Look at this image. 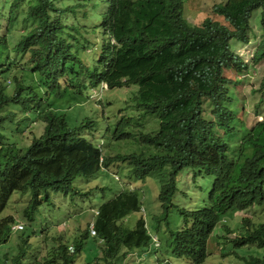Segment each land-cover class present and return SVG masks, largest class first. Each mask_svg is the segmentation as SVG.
Instances as JSON below:
<instances>
[{
  "label": "trees",
  "instance_id": "trees-1",
  "mask_svg": "<svg viewBox=\"0 0 264 264\" xmlns=\"http://www.w3.org/2000/svg\"><path fill=\"white\" fill-rule=\"evenodd\" d=\"M0 2V264H78L83 255L87 264H128L136 257L130 252L148 250L152 234L144 216L132 229L122 223L142 211L135 191L122 190L99 206L95 237L87 227L94 213L80 220L74 235L55 227L14 235L18 220L6 213L12 196H27L19 210L25 231L44 221L43 205L51 204L52 193L83 198L92 189L79 192L78 177L89 180L126 166L136 180H158L156 231L179 210L182 229L169 231L165 243L176 259L204 264L210 237L223 222L226 235L218 237V247L229 250L220 257L264 264V225L241 218L239 231L229 229L236 218L229 216L264 205V75L250 91L261 94L254 107L260 120L248 127L227 107L231 87L240 83L229 77L232 64L247 69L264 61V0L219 2L213 15L196 23L188 21L185 0ZM251 44L247 64L237 48ZM103 83L108 89L137 87L125 115L106 128L112 142L127 140L130 150L113 157L83 132H94L96 111L104 114L101 101L90 99L93 89L102 95ZM73 108L74 127L67 116ZM33 114L43 129L22 147L17 140ZM186 169L210 183L192 205L180 202L190 199L179 189Z\"/></svg>",
  "mask_w": 264,
  "mask_h": 264
},
{
  "label": "rangeland",
  "instance_id": "rangeland-1",
  "mask_svg": "<svg viewBox=\"0 0 264 264\" xmlns=\"http://www.w3.org/2000/svg\"><path fill=\"white\" fill-rule=\"evenodd\" d=\"M186 1V12L191 19L189 22L196 23L200 19H203L209 15H213V9L215 4L219 2H223L225 0H194L193 7L192 2L189 0ZM11 0H8V4ZM5 4V5H6ZM1 5V2H0ZM104 9V7H100L97 10ZM98 12V13H99ZM69 21L73 22L74 20L69 19ZM15 41L10 43V46H14ZM244 49V50H243ZM237 52H243L244 54V62L249 64V61L254 53V46L246 48H237ZM232 64V63H230ZM234 67L233 71H228L229 77L231 79H239L240 83H235L232 88L233 92L230 95L232 101L227 105L238 118L245 122L246 125L252 126L258 119L260 120L262 117L258 113L254 112V107L258 105V99L261 94H252L250 91L255 89L259 86V82L263 78L264 75V61L261 62L259 65H255L250 68H241L238 64H232ZM255 68V71L252 70ZM134 90V92H133ZM137 91L136 86L129 87H122V88H113L108 89L102 92V96L100 99L101 105L103 106V111L106 110V118L103 119L99 117L100 111H96V129L94 132H86V136L89 140L98 141L100 138L105 137L107 133V126L113 125L116 122V117L120 118L122 115H125L122 112V109L128 105H131L134 93ZM264 104L261 105V107ZM88 109V108H87ZM209 111L212 113L211 106L208 108ZM264 106L262 107V110ZM78 110L76 108L68 109L67 116L69 118L70 126L74 127L76 125V121L74 116ZM94 111H91V113ZM79 117V116H78ZM152 120V119H151ZM34 114L32 115L31 122H29V127L24 128V136L17 140L18 145L25 146L30 143L33 134H40L42 132V125L38 122H34ZM153 121V120H152ZM156 124V128L158 127L159 122L153 121ZM80 123V122H79ZM146 123V122H145ZM25 127V126H24ZM94 135V137H93ZM94 138V139H92ZM109 142H99V146L104 145V155L108 157H113L116 154H124L129 152L127 140L126 141H118L112 142L111 138H108ZM103 141V139H102ZM22 146V147H23ZM78 165H82L83 157L78 154L75 156ZM199 172H194L193 170L186 169L184 170L180 176L182 177L181 183L179 185L180 190H185L189 193L190 199H183L180 202L183 204L192 205L195 201L199 200L202 197V193L205 190H209L210 183L208 187L206 186V181H201V177ZM114 175H117L119 180H115ZM199 177L195 182V178ZM180 177V178H181ZM76 185L79 188V192H86L89 189H92L91 194L80 198L81 195L76 193L74 195L68 194L67 196L62 193H52L51 194V204H44L42 210V218L44 221H38L33 227L26 228L25 231H21L20 235H32L33 230H36V234L41 232L46 228H53L55 227L57 230H63L65 228L70 229V234L74 235L75 231L80 228V220L83 217L85 220L89 218V216L93 217V210L99 208L101 204L109 202L111 199L114 198L117 194L122 192V190L127 192L135 191L136 194L139 196L140 205L142 207V211L140 213H131L124 221H122L123 225L127 228L132 229L137 220L140 218L141 215L147 220L149 230L153 236L158 237L161 242L160 248H155L154 242L151 241L150 248L148 250H142L141 256L137 257H128V264H160L163 261L169 259V263L171 264H192L189 260L184 258L177 257V259L173 256V254L166 250L165 243L166 238L168 237L167 234L169 231L181 230L183 225V219L179 215V210L173 209L169 215V225H165V223L160 224V230L156 231V224L157 220L155 219L156 216L161 215V208L159 203V193H160V185L156 178L150 177L146 181L136 180V178L130 173V169L128 166L123 168V170H118L114 174L112 172H100L95 177H91L89 180H84L82 177H78L76 181ZM27 196H20L15 195L12 196L10 205L6 213L15 217V220L18 222H22L25 225L23 220H20V209L27 205ZM84 202V203H83ZM201 203V202H200ZM45 213V214H44ZM236 217L231 219V224L229 225V229L231 233H235V231H239L241 229L240 225L243 223L240 219H250L251 221L255 222L257 219L264 218V205L263 206H253L247 210L238 211L235 215L229 216ZM68 222H62L63 220ZM228 220V223L230 221ZM241 222V223H240ZM44 225V226H43ZM227 225V226H228ZM223 222H220L216 228L212 236L210 237L209 244H208V253L209 256L207 257L204 264H217L223 261L225 264H235L232 263L231 260L233 258L227 259V257H220L221 251L229 250L227 246L218 247V237L226 235V231L224 230ZM51 233V231L49 232ZM15 233L14 235H17ZM74 237V236H73ZM93 250H97V245L93 243ZM145 254V255H144ZM157 254L161 256V258L157 259ZM142 257V259H141ZM78 264H87V258H84V255L77 260Z\"/></svg>",
  "mask_w": 264,
  "mask_h": 264
},
{
  "label": "clouds",
  "instance_id": "clouds-1",
  "mask_svg": "<svg viewBox=\"0 0 264 264\" xmlns=\"http://www.w3.org/2000/svg\"><path fill=\"white\" fill-rule=\"evenodd\" d=\"M105 90H108V85H107L106 83H103V84L101 85V87H100V91L103 92V91H105ZM96 91H97L96 89H93L92 91H90V99H91V98H97L96 101H97V102H100V99H99V98H101L102 95L97 96L98 94H97ZM102 98H103V96H102ZM105 112H106V110H105ZM105 112H104V114L102 113V115H101V117H102L103 119H105L106 116H107ZM80 119H81V118H80ZM81 120H82V119H81ZM95 124H97L96 119H95ZM95 126H96V125H95ZM95 129H96V128H95ZM95 129H94L93 131H95ZM83 130H84V129H83ZM83 132H84V135L86 136V132H87V131L85 130V131H83ZM104 136H105V137L100 138L99 141H101V142H106V143H107V142H109V140H108L109 137L111 138V141L113 140V139H112V133H111V132L108 133V134H105ZM93 137H94V135H93ZM92 139H94V138H92ZM102 139H103V141H102ZM91 141H92V140H91ZM98 146H99V144H98ZM102 146H104V145H102ZM196 172L201 173L200 171H197V170H196ZM114 178H115V180H119V178H118L117 175H114ZM80 198H82V196H81ZM83 203H84V202H83ZM255 206H257V205H255ZM252 207H253V206H252ZM252 207H249V208H252ZM258 207H260V206H258ZM249 208H247V209H249ZM247 209H246V210H247ZM92 212L94 213V218L91 219V220L88 222L87 227H88V229H89L90 236H91V237H95V236L97 235V230H96V226H95V218H96L95 216L99 214V209H98V208H97V209H94ZM81 219H84V218L82 217ZM249 220H250V219H249ZM250 221H251V220H250ZM62 222H65V223H66V219L63 220ZM255 222H256L257 224H260V226H262V225H264V218L257 219ZM257 224H256V225H257ZM19 226H21V228H20ZM11 227H12V231L14 232V234H15V233H19V232H21V231H23V230L25 229V225H24V223H21V222L13 223ZM63 230H64V229H63ZM92 230H94L95 233H93ZM60 231H61V230H60ZM152 242H154L155 248H160V246H161V242H160V240L158 239V237L152 235ZM144 250H147V249H144ZM142 252H143V251H142ZM139 253H140V254H139ZM130 255H133V256H136V257H137V256H141V252H140V251H133V252H130L129 256H130ZM144 255H145V254H144ZM159 258H161V256L157 254V259H159ZM141 259H142V257H141Z\"/></svg>",
  "mask_w": 264,
  "mask_h": 264
},
{
  "label": "built area",
  "instance_id": "built-area-1",
  "mask_svg": "<svg viewBox=\"0 0 264 264\" xmlns=\"http://www.w3.org/2000/svg\"><path fill=\"white\" fill-rule=\"evenodd\" d=\"M19 227L21 228V226H19ZM92 232L95 233L94 230H92Z\"/></svg>",
  "mask_w": 264,
  "mask_h": 264
}]
</instances>
